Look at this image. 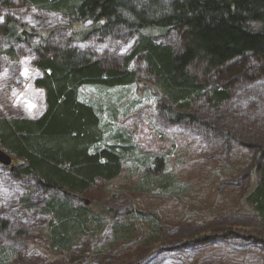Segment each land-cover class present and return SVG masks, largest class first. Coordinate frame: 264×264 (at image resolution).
Returning <instances> with one entry per match:
<instances>
[{
  "label": "rangeland",
  "instance_id": "rangeland-1",
  "mask_svg": "<svg viewBox=\"0 0 264 264\" xmlns=\"http://www.w3.org/2000/svg\"><path fill=\"white\" fill-rule=\"evenodd\" d=\"M8 17L34 38L14 46L0 43V119H38L46 110V95L35 86L42 73L34 67L33 43L70 41L71 47L122 61L135 48L137 37L126 31L111 40L79 39L91 22L74 26L66 17L36 8L0 11V23ZM160 42L170 44L169 33ZM138 81L128 88L79 89L80 100L102 113L107 145L129 146L130 166H140L131 176L126 165L116 180H98L87 194L75 197L78 207L106 217L101 233L84 234L68 249L54 247L51 218L42 212L47 197L34 180L14 174L12 168H22V161L0 164V225L9 227L0 233L5 264H264V223L248 201L260 177L254 152L237 139L264 140V78L236 86L219 110L196 103L189 113L197 122L181 123L160 108L169 105L151 93L152 79ZM154 172L173 178L167 191L138 189L143 175ZM131 213L157 221L154 243L144 244L140 234L130 244L115 242L114 225Z\"/></svg>",
  "mask_w": 264,
  "mask_h": 264
},
{
  "label": "trees",
  "instance_id": "trees-1",
  "mask_svg": "<svg viewBox=\"0 0 264 264\" xmlns=\"http://www.w3.org/2000/svg\"><path fill=\"white\" fill-rule=\"evenodd\" d=\"M22 7L61 15L74 26L91 22L77 34L85 41L111 40L120 31L137 37L124 61L79 50L70 41L33 43L34 67L42 73L35 86L46 95V110L38 119H0L2 148L23 162L14 174L34 180L47 197L42 212L51 218L50 238L57 249L106 226V217L78 207L75 197L87 194L98 180H116L126 165L131 176L140 167L134 161L135 168L130 166L129 146L107 145L104 117L80 100L81 87L128 88L146 76L154 82L151 93L169 105L160 108L181 123L197 122L189 113L196 103L219 110L236 86L264 78V0H0V11ZM168 33L170 44L161 43ZM32 38L9 17L0 23V43L14 46ZM14 51L11 47L7 54ZM245 138L237 139L254 152L260 177L248 201L264 223V140ZM172 180L163 172L145 173L137 188L167 191ZM135 215L116 222L115 242L130 244L140 234L144 244L154 243L157 221ZM8 228L1 224L0 233Z\"/></svg>",
  "mask_w": 264,
  "mask_h": 264
},
{
  "label": "water",
  "instance_id": "water-1",
  "mask_svg": "<svg viewBox=\"0 0 264 264\" xmlns=\"http://www.w3.org/2000/svg\"><path fill=\"white\" fill-rule=\"evenodd\" d=\"M14 157L6 153L1 147H0V164L4 167H12ZM14 169V168H12Z\"/></svg>",
  "mask_w": 264,
  "mask_h": 264
},
{
  "label": "flooded vegetation",
  "instance_id": "flooded-vegetation-1",
  "mask_svg": "<svg viewBox=\"0 0 264 264\" xmlns=\"http://www.w3.org/2000/svg\"><path fill=\"white\" fill-rule=\"evenodd\" d=\"M16 169H17V167H16Z\"/></svg>",
  "mask_w": 264,
  "mask_h": 264
}]
</instances>
